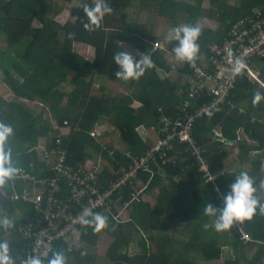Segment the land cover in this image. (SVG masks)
I'll list each match as a JSON object with an SVG mask.
<instances>
[{"label": "trees", "instance_id": "trees-1", "mask_svg": "<svg viewBox=\"0 0 264 264\" xmlns=\"http://www.w3.org/2000/svg\"><path fill=\"white\" fill-rule=\"evenodd\" d=\"M54 1L67 4L65 20L51 16L53 0H0V87L7 88L19 99L42 104L35 112L18 100L0 95V122L13 128L7 146L11 148L13 165L20 169L14 179L0 188V219L7 217L14 225L8 229L0 227V242H8L13 264H23L30 257L35 238L25 236L22 229L35 226L40 215L35 203L23 197L24 193L42 187L44 201L47 200L48 186L44 187L41 181L56 176L53 164L59 155H65L64 163L71 168H90L95 175L93 183L101 190L107 189L124 169L133 165L134 160L127 151L134 157L146 155L162 133L165 134L158 131L165 126L163 117L184 122L210 101L202 91L195 92L197 72L193 65L205 64L212 54V46L224 42L231 24L263 4V0H237L235 5L229 0H210L215 7L214 19L220 21L219 27L201 28L197 40L199 53L194 62L175 60L173 64L168 58L175 57L172 49L178 42L173 38L166 45L144 22L131 20L127 9L139 5L172 18L176 26L182 20L195 24L204 0H195V3L106 0L113 12L103 17L98 28L93 26L94 30L84 28L90 21L81 6H94L93 0ZM38 19L42 21L41 26L34 25ZM160 42L163 46H157ZM75 43L86 46L91 55L75 51ZM125 44L137 50V54ZM119 51L131 54L135 60L145 53L151 57L153 66L138 80L118 79L113 56ZM252 64V67L259 64L254 70L260 72V79H253L243 70L223 107L204 112L193 122V136L202 148L213 180L204 176L193 150H186L187 144L174 140L166 156L157 154L149 168L139 171V182L136 179L115 193L116 198L120 194L124 196L120 206L128 207L129 217H120L114 206L113 211L105 212L107 227L99 232L88 225L76 235V240H68L74 235L55 239L49 257L43 259L44 264L57 251L64 253L66 264H98L89 248L103 232L114 238L107 250L111 264H198L193 255H200L207 262L219 261L218 264H264V215L259 209L251 220L243 222L249 241L243 238L236 223L226 231L229 234L226 243L233 246L234 257L225 258L223 244L217 237H208L204 229L206 222L214 218L204 215V206L211 202L222 207V196L239 175L227 170L226 145L229 143L238 146L244 161L252 163L248 174L255 182V195L264 203V190L259 188L260 181L264 180L263 161L250 154L252 150H264V57H254ZM213 67L209 65L210 69ZM159 69L169 75L163 77ZM171 73H176L175 79ZM97 76L113 83L120 81L128 91L110 95L105 92L106 81L101 80L104 82L100 86L102 93L95 94L93 84ZM66 85H71V90H65ZM257 93L261 99L254 104ZM104 120L118 134L115 143L105 141L104 144L98 135H93ZM140 126L151 131L156 140L148 142L141 135ZM40 141L45 142L44 147ZM42 151L50 156L49 162L42 159ZM94 151L101 152L108 161L100 171L96 170L97 161L88 164L94 159ZM23 169L34 180L24 178ZM60 184L62 189L56 196L72 204L67 199L71 192L68 181L61 179ZM155 188L159 189L155 205L140 198ZM74 204L71 210L76 212L81 207ZM192 218H199L205 224H196L191 238L180 243L169 230L183 232L179 227ZM133 243L141 247L139 252H129Z\"/></svg>", "mask_w": 264, "mask_h": 264}, {"label": "built area", "instance_id": "built-area-1", "mask_svg": "<svg viewBox=\"0 0 264 264\" xmlns=\"http://www.w3.org/2000/svg\"><path fill=\"white\" fill-rule=\"evenodd\" d=\"M157 46H163V42L157 43ZM211 52L212 54L206 59L205 64L193 65L197 72L195 92L202 91L210 97V101L204 103L196 115L190 114L184 122L179 118L172 121L170 118L163 117L162 121L165 126L158 131L159 134L162 132L165 134L162 133L163 136L155 141L146 155L134 157L130 151H127L126 154L134 160L133 165L128 170L124 169L118 179L112 181L107 189L101 190L93 183L95 175L90 168H71L64 163L65 155L60 154L53 164L56 176L41 181L44 187L48 186L47 200L44 201L45 190L42 187H35L33 191H25L23 197L33 201L40 212L39 218L34 223L35 226L31 225L22 229L25 236L35 238L30 256L43 260L49 257L55 239L67 235L75 236L83 228H87L88 225L81 222V216L85 209L105 216L106 211H113L114 206H120L124 196L120 194L116 198L115 193H119L118 190L128 183H133L136 179L139 180V171L149 168L157 154L161 157L166 156L174 140L187 144L186 150H193L195 158L205 172L204 176L208 180L214 179L210 174L207 159L203 156L202 148L193 136V122L204 112L221 109L228 100L231 90L235 87L239 74L243 70L250 73L254 57H264V0L261 6L253 9V13H248L235 20L231 24L224 42L220 45H213ZM238 61L241 64V71L238 74H233L232 70ZM209 65L214 66L213 69H210ZM252 74L254 75V72ZM67 123L65 121V124ZM101 133L100 129L93 131V135ZM45 154L46 161L49 162L50 156L47 152ZM21 175L34 180V176L24 169L21 170ZM61 179L68 181L71 192L67 199L73 201L72 204L66 203L64 199H59L56 196V193L62 189ZM134 197L137 199L138 195L135 194ZM74 203L81 207L76 212L71 210ZM87 218L91 219V217ZM236 224L242 231L243 237L249 240L250 236L246 233L244 224L239 222Z\"/></svg>", "mask_w": 264, "mask_h": 264}, {"label": "clouds", "instance_id": "clouds-1", "mask_svg": "<svg viewBox=\"0 0 264 264\" xmlns=\"http://www.w3.org/2000/svg\"><path fill=\"white\" fill-rule=\"evenodd\" d=\"M94 6L88 4L81 5L88 17L90 23H85L86 30H94L100 26V22L106 14H111L113 9L106 0H93ZM174 39L178 44L172 49L175 59L178 62L192 63L198 56L199 44L197 40L201 33V27L185 25L172 29ZM114 63L118 66L115 76L124 81L138 80L146 71L153 66L151 57L145 53L135 60L131 54L119 51L113 56ZM233 74L241 71V64L238 61L233 68ZM261 99V95L257 93L254 97L255 104ZM97 129H103L102 126ZM104 130V129H103ZM102 131V130H101ZM103 132V131H102ZM13 135L11 125L0 122V188L6 183L14 179L20 169L15 167L11 160V148L7 146V141ZM40 149V147H38ZM44 150V149H43ZM45 151L41 152L42 159L46 160ZM35 178V177H34ZM254 180L247 172H241L234 181L229 185V191L223 196L222 207H217L213 203H207L204 208V215L212 216L215 219L211 224H205V228L213 227L217 232L229 230L235 223H243L245 220H251L256 214L264 215V203L255 195L257 188L254 186ZM260 190H264V180L260 181ZM87 217H91L88 219ZM81 222L85 225L94 226V230L99 232L107 227V217L100 213H93L89 209H85L81 216ZM13 221L7 217L0 219V227L5 229L13 227ZM0 264H13L9 255V244L7 241L0 242ZM23 264H44V261L38 257L30 256ZM47 264H66V258L63 252H54L52 258Z\"/></svg>", "mask_w": 264, "mask_h": 264}, {"label": "rangeland", "instance_id": "rangeland-1", "mask_svg": "<svg viewBox=\"0 0 264 264\" xmlns=\"http://www.w3.org/2000/svg\"><path fill=\"white\" fill-rule=\"evenodd\" d=\"M76 1L81 2V0H75V2ZM185 1L195 3V0H185ZM230 2L234 3V5L238 4L237 0H230ZM52 3L54 6L52 8L53 10L50 13L51 16H54L56 19L59 18V19L65 20L67 18V12L65 10L68 8L67 4L61 3V2H56L54 0ZM213 8H215V7L210 0H204L202 2V6L200 9L201 10L200 16L197 18V21L195 24H192V23L188 24L185 20H182L181 22H178L177 26H176V24L173 23L172 18L168 19L166 17L161 16L156 11L142 8L139 5L134 6L133 8L127 9V11L129 13V17L131 20H139L141 22H144L145 25L147 26V28L152 29L156 34L160 35L161 39L164 40L166 42V45H167L168 42L171 41L174 37V33L172 32V29L177 28V27H182L185 25L195 26L198 24L201 28H212L214 30L217 29L220 25V21L214 19ZM64 10H65V12H63ZM41 22L42 21H40L39 19L35 20L34 25L41 26L42 25ZM2 46H3V44H2ZM125 46L130 51H132L133 53L135 52L137 54L138 51L135 50L132 46H130L128 44H125ZM75 51H78L79 53L83 52V53H87V55H91V54H89L90 51L88 52V48L86 46L83 47V45H78L76 43H75ZM140 55L141 54H139V56ZM168 60L170 62H172L173 64H176V61H175L176 59L174 56L169 55ZM258 66H259V64H257V66L254 65V67H252V69L249 73L253 79H260L261 78L260 72L254 70V68H258ZM159 72L163 77L165 75H169L160 69H159ZM252 72H254V75L252 74ZM171 76L175 79L176 73H171ZM69 77H72V74L69 75ZM88 79H90V78H88ZM101 80L106 81L105 86L107 88H106L105 92L110 94V95L118 94V92H121V91H128V89L125 88L124 85L120 81L117 83H113V82L107 81L103 77L97 76L95 78V83L93 84V93H95V94L102 93L100 86L104 82H101ZM70 86L71 85H66L64 87V89L65 90H71ZM0 95H3L8 99L18 100V101L24 103L26 106L34 109L35 112H37L39 110V107L42 105L40 102L36 103V102H31V101H29L27 99H23V98L19 99V98L13 96V94L9 93L8 89L5 87H0ZM64 101L66 102L67 98H64ZM36 105H38V109H37ZM101 126L104 129V130L100 129L103 132L98 135V138L101 140V142L104 143L105 141H107L109 143H115L114 139H112V138L117 137L118 134H117V132L115 133L114 126L105 120L102 121ZM141 130H142V134H145V129L142 128ZM106 132L108 134H105ZM240 133L243 134V132H240ZM40 144H42V147H44L45 142L40 141ZM226 146H227V149L229 150V157L226 161L227 169L231 172L232 171L238 172L239 174L241 172H247L248 173L252 168V163L243 160V158L239 154L238 146L233 145L231 143H229ZM250 154H251L252 158H258L259 157L262 159V161H263L262 170L264 171V150L263 149L252 150L250 152ZM93 155H94V159L89 160L88 164L93 165L94 161H97V163H98V166L96 167L97 171H100L102 166L108 164V161L103 157L101 152L94 151ZM158 193H159V189L158 190L152 189V190L144 193L143 196H141L140 198L145 200V201H149L155 205L156 196ZM222 201H223V197H222ZM117 212H118V215L120 217H122L123 219L129 217L127 206L126 207L117 206ZM214 219L215 218H212L210 221H207L206 224H211ZM196 224L199 226V225L205 224V223H204V221L201 222L199 220V218H192L188 223H186V224L183 223L179 227V229L183 230L184 233L176 230L175 228H172V230L170 228L169 232H171V236L180 239V243L187 242L191 238V236L194 232L193 229H195L194 226H196ZM204 229H207V236L208 237H217V239L219 240L220 243H225L226 239L229 238V234H227L226 231L217 232L213 227H209V228L204 227ZM142 235H143V233H142ZM69 239H75L76 240L78 238L75 235V236L68 238V240ZM113 239L114 238L112 237V235H110L106 232H103L101 234V236L99 237L98 242L95 245L91 246L90 247L91 249L89 248V250H91V252L96 256L98 264H111L110 259L107 256V250L109 248V245L113 241ZM246 241H249V240H246ZM148 244H149V246L152 245L150 241L148 242ZM134 250H135V252H137V250L139 252L141 250V247H138L135 243H133V245H131L129 248V252L133 253ZM222 250L224 251L223 254H224L225 258L230 257L232 254L235 253L232 245L222 247ZM249 255L251 256L252 253H249ZM193 259H195V261L198 264H218L217 262H219V261L207 262L200 255H193Z\"/></svg>", "mask_w": 264, "mask_h": 264}, {"label": "crops", "instance_id": "crops-1", "mask_svg": "<svg viewBox=\"0 0 264 264\" xmlns=\"http://www.w3.org/2000/svg\"><path fill=\"white\" fill-rule=\"evenodd\" d=\"M230 1V0H229ZM229 3H231L232 5H234V3H232V2H229ZM143 128V129H145V134H142V130L141 129ZM139 131H140V133H141V135L148 141V142H154L156 139V137L155 136H153L154 134L151 132V131H149L145 126H140L139 127ZM112 139H114V141H115V137H113ZM228 170V169H227ZM138 182H139V180H138ZM156 190H158V188H155ZM223 244V247H226V246H229V244H227L226 242L225 243H222ZM231 246V245H230ZM232 256L234 257L235 256V253L234 254H232Z\"/></svg>", "mask_w": 264, "mask_h": 264}]
</instances>
